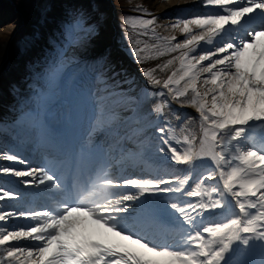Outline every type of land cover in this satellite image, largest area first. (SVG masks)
Masks as SVG:
<instances>
[{"label":"snow or ice","instance_id":"1","mask_svg":"<svg viewBox=\"0 0 264 264\" xmlns=\"http://www.w3.org/2000/svg\"><path fill=\"white\" fill-rule=\"evenodd\" d=\"M193 2L203 11L161 25L183 39L158 34L160 18L143 6H136L140 15L122 20L139 27L137 36L152 40L158 56L171 55L142 73L149 85L160 86L157 91H130L127 81L108 77L103 65L81 67L94 26L83 13L64 26L63 38L34 73L22 115L30 134L55 151L47 125L53 87L69 69L80 70L91 144L81 146L68 182L55 160L34 168L18 154L0 153V159L26 166H0V177L59 196L41 210H19L9 205L24 201L25 194L0 183V264H264V24L242 25L257 10L264 15V0ZM139 43L133 48L138 58L149 47ZM162 44L165 51H159ZM169 68L163 81L154 75ZM172 101L196 109L199 137L175 139L171 128L149 119L164 117ZM143 102L151 104L147 114ZM122 109L131 114L121 116ZM152 127L160 138L157 151L187 174L110 176L108 168L138 155L134 147L148 146L141 137ZM85 156L95 177L81 186L75 171ZM205 159L211 166L193 180L197 161ZM101 191L107 193L103 198ZM162 216L174 221L173 235L153 227ZM16 219L28 223L10 225ZM256 252L258 261L245 259Z\"/></svg>","mask_w":264,"mask_h":264},{"label":"bare ground","instance_id":"2","mask_svg":"<svg viewBox=\"0 0 264 264\" xmlns=\"http://www.w3.org/2000/svg\"><path fill=\"white\" fill-rule=\"evenodd\" d=\"M181 2H189L190 0H180ZM180 1L179 0H168V1H163V0H155V1H152L151 3H152V5H153V7H155L156 9H159V8H165V7H167V6H170V5H177V4H180ZM192 1V0H191ZM73 2H75V3H77V1H73ZM13 9H11V7H9L4 1H1L0 0V16L1 15H5V13L8 15V16H10L9 18H10V20L9 21H11L12 19H13V17H12V15H13V11H12ZM14 27H5V32H7L8 34H9V31L11 30V29H13ZM166 29H167V33L169 34V35H180V37H182V39L184 38L180 33H179V31L178 30H175V31H173V30H171L170 28H167L166 27ZM97 39V38H96ZM100 39V38H99ZM101 42L99 41L98 42V44H96V47H98L99 46V44H100ZM103 43H101V45H102ZM0 55H1V52H0ZM84 55H85V53H84ZM2 61V58H0V62ZM8 81H9V78L8 79H6L3 83H8ZM13 83V82H12ZM2 103H3V101H1ZM183 122V121H182ZM5 178H7V179H9V180H11V181H13V180H15L14 178H10V177H5ZM15 182H17V180L15 181ZM17 183H19V182H17ZM20 186H22V188H23V190H28V191H30V192H33V189L32 188H27V187H24L22 184H20ZM17 203V202H16Z\"/></svg>","mask_w":264,"mask_h":264},{"label":"rangeland","instance_id":"3","mask_svg":"<svg viewBox=\"0 0 264 264\" xmlns=\"http://www.w3.org/2000/svg\"><path fill=\"white\" fill-rule=\"evenodd\" d=\"M1 1H4L5 2V0H1ZM6 3V2H5ZM152 4V3H151ZM153 6V5H152ZM10 7V6H9ZM12 9V8H11ZM13 16V15H12ZM14 17H13V21H14ZM12 20L11 21H8L7 23H6V27H14V25H13V23H11L12 22ZM5 28L4 29H1L0 30V52H1V54H3V51H2V49H5V47H7V45L4 43V45L3 44H1V43H3V39L5 38V36L8 34V33H6L5 32ZM0 58H2L3 59V56H0ZM0 64H1V62H0ZM2 87V86H1ZM7 100V98H5L4 100H2V101H6ZM8 101H9V99H8ZM3 105H6L4 102L2 103ZM197 120V119H196ZM198 126H197V124H196V128L194 129V130H187V128H186V130H181L182 132H179L178 131V137H179V139H182L183 138V136L184 135H189V136H197L198 137V135H197V133H198Z\"/></svg>","mask_w":264,"mask_h":264}]
</instances>
